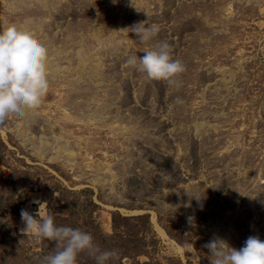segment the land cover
Listing matches in <instances>:
<instances>
[{
    "label": "rangeland",
    "instance_id": "1",
    "mask_svg": "<svg viewBox=\"0 0 264 264\" xmlns=\"http://www.w3.org/2000/svg\"><path fill=\"white\" fill-rule=\"evenodd\" d=\"M4 21L48 49L50 88L0 125V264L56 251L21 209L91 234L105 264H210L213 237L264 241V0H0ZM139 22L158 34L141 42ZM161 42L186 66L173 85L126 63Z\"/></svg>",
    "mask_w": 264,
    "mask_h": 264
},
{
    "label": "clouds",
    "instance_id": "2",
    "mask_svg": "<svg viewBox=\"0 0 264 264\" xmlns=\"http://www.w3.org/2000/svg\"><path fill=\"white\" fill-rule=\"evenodd\" d=\"M112 2L115 4L117 0ZM131 29L141 42L149 41L159 32L158 25L147 22L134 24ZM126 63L145 73L147 79L165 81L169 85L176 84L178 77L186 71L181 60L172 58L167 42L146 49L142 57H128ZM49 88L48 49L27 28L7 21L0 23V125L10 114L23 116L26 111L37 109ZM177 102L181 101L177 99ZM34 202L39 204L36 213L39 217L42 202ZM183 206L190 207L191 204ZM20 216L23 232L55 242L56 251L47 257V264H77L78 255L85 251L94 256L96 264H105L116 255L114 251L96 254L98 249L91 234L78 228L56 226L51 215L38 219L28 210L21 209ZM188 220L191 223L193 218ZM204 247L209 250L210 264H264V241L258 235H250L239 249L219 237H213Z\"/></svg>",
    "mask_w": 264,
    "mask_h": 264
},
{
    "label": "bare ground",
    "instance_id": "3",
    "mask_svg": "<svg viewBox=\"0 0 264 264\" xmlns=\"http://www.w3.org/2000/svg\"><path fill=\"white\" fill-rule=\"evenodd\" d=\"M44 145H48V142H44L43 143ZM44 145H43V147H44ZM42 147V148H43ZM43 150V149H42ZM58 153L59 154H61V153H65L70 159H75V153H74V151H73V149H66L65 147H64V145H61L60 146V148H59V150H58ZM44 155V154H43ZM42 156V155H41ZM96 182H99V180H97Z\"/></svg>",
    "mask_w": 264,
    "mask_h": 264
}]
</instances>
